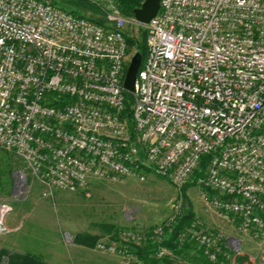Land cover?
<instances>
[{
    "label": "built area",
    "instance_id": "2783aa9c",
    "mask_svg": "<svg viewBox=\"0 0 264 264\" xmlns=\"http://www.w3.org/2000/svg\"><path fill=\"white\" fill-rule=\"evenodd\" d=\"M89 1L104 11L103 25L57 0H0V149L48 195L150 175L182 189L201 172L195 184L219 217L263 237L264 0H161L146 25L113 0ZM128 25L143 28L148 48L131 117ZM165 233L124 231L121 246L96 249L136 264L133 246L153 242L165 259L174 254ZM187 242L212 263L230 259L222 233L199 220L179 235Z\"/></svg>",
    "mask_w": 264,
    "mask_h": 264
},
{
    "label": "rangeland",
    "instance_id": "374dc122",
    "mask_svg": "<svg viewBox=\"0 0 264 264\" xmlns=\"http://www.w3.org/2000/svg\"><path fill=\"white\" fill-rule=\"evenodd\" d=\"M62 6L69 10L76 9ZM78 11L105 22L104 11V14ZM125 32L131 37L137 35L136 41H142L145 31L128 25ZM130 50L131 61L136 48ZM19 171L24 172L25 183L20 182ZM185 197L190 201L195 221L199 220L208 232L222 233L223 249L230 259L223 258L224 262L220 264H252L264 254V236L255 238L251 232L239 228L232 235L205 222L204 219L209 223L214 222L217 212L203 200L201 189L194 181L184 189H179L168 180L154 175H150L145 182L134 178L123 181L92 179L84 193L55 190L48 195L38 179L25 170L21 160L1 149L0 250L30 252L41 256L48 264H90L101 261L121 264L122 259L117 254L76 246L75 236L80 233L97 235L99 241L121 246L120 235L124 231L146 233L164 227L165 238L168 239L171 234L168 231L173 229L169 224L177 220L178 212H182L186 204ZM234 223L239 227L238 221ZM101 224L114 225L117 237L113 238L112 234L100 229L98 225ZM189 243L196 246L193 250L199 255V245ZM170 258L163 260L172 263ZM177 264L185 263L181 261Z\"/></svg>",
    "mask_w": 264,
    "mask_h": 264
},
{
    "label": "trees",
    "instance_id": "16d2710c",
    "mask_svg": "<svg viewBox=\"0 0 264 264\" xmlns=\"http://www.w3.org/2000/svg\"><path fill=\"white\" fill-rule=\"evenodd\" d=\"M116 6L120 9L122 14L126 17H134V10L138 9L142 6L145 0H113ZM57 4L67 5L72 8H76L75 10H69L62 6L63 8L71 11L74 14L85 16L81 14L78 10H87L94 14H104L102 8L89 0H57ZM62 4V5H61ZM90 18V17H89ZM92 19V18H90ZM94 20V19H92ZM99 24H104L103 21H97ZM129 45L131 48H136V56H139L142 61L141 67L144 65L147 54L148 48L146 44V33H143L142 41H136L134 39L128 38ZM126 96V113L128 117H131L130 107L132 104V95L129 92L125 93ZM208 163V158L203 160V167H205ZM201 174V172L196 173L194 178V183L197 177ZM184 189V188H183ZM186 193V192H184ZM186 195V194H185ZM186 204L182 209L181 214L177 217L175 224L173 225V229L171 232L168 231L170 237L165 240L163 243L164 246L171 249L174 254H178L181 248V245L177 243L179 235L187 229L193 221H195V214L192 211V207L188 197H185ZM100 229L105 231L107 234H112L113 238H116L117 230L114 225L111 224H101L98 225ZM99 242V236L91 235L86 233H80L75 236L74 244L83 246L90 249H95ZM184 245H182L183 247ZM158 245L153 242H147L142 246H133L132 250L133 253L137 256L138 262L136 264H160L163 259H158L156 256ZM199 259L196 264H220V262H224L223 257H219L218 263H212L209 261L203 254V250L199 252ZM0 264H48L41 256L32 254L30 252L26 253H17V252H10L7 250H0Z\"/></svg>",
    "mask_w": 264,
    "mask_h": 264
},
{
    "label": "water",
    "instance_id": "95a60500",
    "mask_svg": "<svg viewBox=\"0 0 264 264\" xmlns=\"http://www.w3.org/2000/svg\"><path fill=\"white\" fill-rule=\"evenodd\" d=\"M160 8L161 0H145L140 8L134 10V17L141 24H149L158 15ZM141 65V58L134 55L129 63L124 80V88L129 93L135 90V83Z\"/></svg>",
    "mask_w": 264,
    "mask_h": 264
},
{
    "label": "crops",
    "instance_id": "0c3cea01",
    "mask_svg": "<svg viewBox=\"0 0 264 264\" xmlns=\"http://www.w3.org/2000/svg\"><path fill=\"white\" fill-rule=\"evenodd\" d=\"M199 215H197L198 217ZM214 217V222L209 223V221H207L206 219L205 222L208 223L209 225L211 224L212 226H216L219 227L223 230H225L226 232H229L230 234H236L237 232V224H235L234 222L231 221H225L224 219H222L221 217H219V215L217 213H215ZM202 218H205L203 216H201ZM78 246V245H76ZM81 248H85V249H90V248H86V247H82V246H78ZM196 247L193 244L187 243L185 244L183 247H181L179 250L178 254H173L172 257L170 258L171 261H173L172 263H167L165 260H162V262L160 264H177L178 262L183 261L185 264H196V262H198L199 259V255L196 254V252L193 250V248ZM199 249V248H198ZM201 249H199L198 252H200ZM90 264H107L104 261L98 262V263H90Z\"/></svg>",
    "mask_w": 264,
    "mask_h": 264
}]
</instances>
